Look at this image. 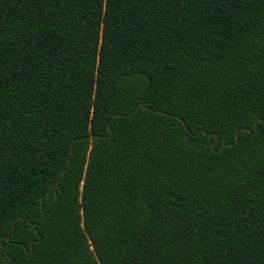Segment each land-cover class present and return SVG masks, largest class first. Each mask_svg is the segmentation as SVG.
Wrapping results in <instances>:
<instances>
[{"label":"trees","instance_id":"obj_1","mask_svg":"<svg viewBox=\"0 0 264 264\" xmlns=\"http://www.w3.org/2000/svg\"><path fill=\"white\" fill-rule=\"evenodd\" d=\"M1 243L264 264V0H0Z\"/></svg>","mask_w":264,"mask_h":264},{"label":"water","instance_id":"obj_2","mask_svg":"<svg viewBox=\"0 0 264 264\" xmlns=\"http://www.w3.org/2000/svg\"><path fill=\"white\" fill-rule=\"evenodd\" d=\"M137 108H138V106L136 107V109H137ZM136 109H135V110H136ZM133 112H134V111H133ZM133 112H132V113H133ZM132 113H130V114H132ZM163 113H164V112H163ZM117 115H124V114L117 113ZM181 120H182V119H181ZM182 121H183V120H182ZM241 129H244V130H246V131H251L249 127H242ZM200 133L206 134V135H208V136L210 135V134H207L205 130H198V131L196 132L195 135H198V134H200ZM217 141H218V138H217V139L211 144V147H212L213 150H215L214 146H215V144L217 143ZM237 142H238V136H237V139H236L235 142H230V143H227V144H228V145H234V144H236ZM222 149H223V146L219 148V150H222ZM72 151H73V149H72ZM72 151H71V152H72ZM70 165H71V161L69 160L68 165H67L66 167H64V168L58 173L56 179H55L54 182L50 185V187L48 188V190H49L52 186L58 184V181H59V177H60V175H61L62 173H64V172H66V171L69 169ZM42 201H43V196H42V198H41V206H42ZM36 225H37L36 223H33V224H32L33 227H35ZM7 239L9 240V237H7ZM2 249H3V243H1V249H0V252L2 251ZM9 264H11V262H10Z\"/></svg>","mask_w":264,"mask_h":264}]
</instances>
